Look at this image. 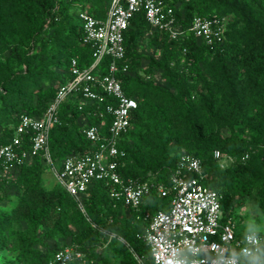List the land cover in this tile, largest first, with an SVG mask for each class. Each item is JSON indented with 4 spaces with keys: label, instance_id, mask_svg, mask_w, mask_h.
Masks as SVG:
<instances>
[{
    "label": "trees",
    "instance_id": "16d2710c",
    "mask_svg": "<svg viewBox=\"0 0 264 264\" xmlns=\"http://www.w3.org/2000/svg\"><path fill=\"white\" fill-rule=\"evenodd\" d=\"M173 5L184 31L196 15L226 20L233 14L235 19L226 23L224 40L213 45L192 33L178 39L151 33L143 10L125 33L126 57L120 65L128 64L129 70L121 69L118 76L138 107L119 143V171L154 186L139 208H131L112 195L113 184L97 180L83 195L82 208L61 184L46 188L49 163L43 152L8 170L0 168V183L13 180L23 191L11 213H0V252L9 245L18 252L9 264H49L68 245H76L87 264H105L107 255L120 264H139L134 253L153 264L149 245L137 233L149 225L147 212L170 209L171 196H161L157 187L169 185L183 153L202 160V181L222 194L223 221L233 220L239 236L249 231L236 213L248 198L257 199V186L263 188L259 202L264 207V0H175ZM85 9L103 18L109 1L0 0V146L13 140L24 114L46 112L60 86L72 78V59L81 67L92 64L93 47L83 41L80 18ZM146 36L158 55L144 54ZM110 61L106 57L96 71L106 73ZM81 101V94L66 100L51 130L49 149L58 169L67 155L92 152L101 143L83 131L102 122L94 114L98 104ZM218 123L231 134L216 129ZM23 148L31 150L28 136ZM216 149L228 165L215 158ZM241 262L264 264V245L261 254L241 256Z\"/></svg>",
    "mask_w": 264,
    "mask_h": 264
},
{
    "label": "built area",
    "instance_id": "2783aa9c",
    "mask_svg": "<svg viewBox=\"0 0 264 264\" xmlns=\"http://www.w3.org/2000/svg\"><path fill=\"white\" fill-rule=\"evenodd\" d=\"M108 1L109 11L103 18L87 9L80 13L83 41L93 47L92 64L81 67L77 58L72 59V78L60 86L46 112L42 116L24 114L13 140L0 146V168L8 170L16 161L30 160L40 152L53 164L49 139L52 128L60 120V107L70 97L81 94L83 102L98 104L94 114L102 119L99 124H87L83 131L90 141L101 143L92 152L67 155L61 168L54 169L58 183L83 208L82 197L93 182L106 180L114 185L115 198L123 200L127 207L139 208L154 183L123 177L119 171V143L130 129L132 114L138 107L137 100L126 93L118 76L121 69L129 70L128 64L120 65L126 57L125 33L135 15L143 10L151 33L154 30L166 32L174 39L192 33L213 45L224 40L226 20L196 15L184 31L177 23L175 0ZM106 57L111 58L108 71H96ZM156 78L161 80V74H156ZM108 115L111 117L104 132L103 123ZM26 136L31 141V150L23 148ZM214 156L224 166L225 156L221 150L216 149ZM203 178L202 160L183 153L171 173L169 185H158L161 196H171L170 209L147 212L145 219L149 220V225L144 232L137 233V237L149 245L153 264H242L241 256L262 253V234L249 230L239 236L233 220L224 222L222 194L205 185ZM121 240L126 243L125 239ZM134 255L139 264H145L142 257ZM49 264L87 262L76 245H68L57 250Z\"/></svg>",
    "mask_w": 264,
    "mask_h": 264
},
{
    "label": "rangeland",
    "instance_id": "374dc122",
    "mask_svg": "<svg viewBox=\"0 0 264 264\" xmlns=\"http://www.w3.org/2000/svg\"><path fill=\"white\" fill-rule=\"evenodd\" d=\"M234 19L235 16L233 14H229L226 17V23H230ZM143 41L144 54L146 56L154 53L157 55L159 54V52L156 50L155 45L151 43L149 36L144 37ZM83 103L84 102L81 101V104ZM220 114L221 116H224L223 111ZM262 114V121L264 122V101L262 103ZM80 122L81 124L86 123L84 119H82ZM221 125L222 124L218 123V125H216V129L221 130L224 135H230V129L227 127H222ZM240 131L241 127L236 126V132L238 133ZM222 163L224 165H228L230 161L225 156L222 160ZM55 168L56 166L54 164L49 163V168L44 174V185L47 189H51L58 184L57 178L54 175ZM256 173H258V170H256ZM253 194L257 195V199L248 198L246 201V205L238 208L236 213V219L241 220L242 225L248 230L257 232L261 231L262 236L264 238V207L261 206L259 202L260 197H262L263 195V188H261L260 190V186H257L253 189ZM22 195L23 191L17 182L10 180L8 183L5 184L0 183V213L3 211L11 213ZM17 256L18 252L16 250H14L10 245L6 246L0 252V264H9L11 262H15ZM105 264L120 263L113 257L107 255V258H105Z\"/></svg>",
    "mask_w": 264,
    "mask_h": 264
}]
</instances>
